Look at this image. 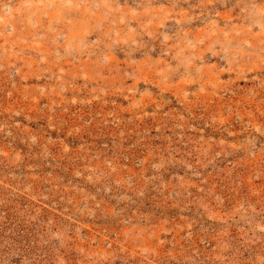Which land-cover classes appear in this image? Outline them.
Here are the masks:
<instances>
[{"label":"rangeland","instance_id":"rangeland-1","mask_svg":"<svg viewBox=\"0 0 264 264\" xmlns=\"http://www.w3.org/2000/svg\"><path fill=\"white\" fill-rule=\"evenodd\" d=\"M0 264H264V0H0Z\"/></svg>","mask_w":264,"mask_h":264}]
</instances>
